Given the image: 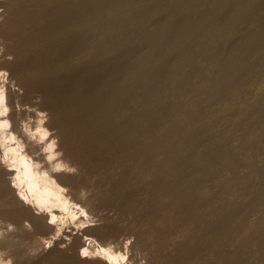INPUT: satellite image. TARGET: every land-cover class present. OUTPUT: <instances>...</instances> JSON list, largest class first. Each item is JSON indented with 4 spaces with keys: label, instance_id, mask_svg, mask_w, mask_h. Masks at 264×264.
Here are the masks:
<instances>
[{
    "label": "rangeland",
    "instance_id": "1",
    "mask_svg": "<svg viewBox=\"0 0 264 264\" xmlns=\"http://www.w3.org/2000/svg\"><path fill=\"white\" fill-rule=\"evenodd\" d=\"M38 6L44 76L91 123L94 220L139 238L140 264H264V0Z\"/></svg>",
    "mask_w": 264,
    "mask_h": 264
},
{
    "label": "bare ground",
    "instance_id": "2",
    "mask_svg": "<svg viewBox=\"0 0 264 264\" xmlns=\"http://www.w3.org/2000/svg\"><path fill=\"white\" fill-rule=\"evenodd\" d=\"M39 7L0 0V210L9 215L0 249L13 254L0 264H24L26 252V264H140V239L119 237L115 216L94 220L96 203L78 187L81 178L103 182L99 154L74 150L91 123L75 119L44 76Z\"/></svg>",
    "mask_w": 264,
    "mask_h": 264
}]
</instances>
